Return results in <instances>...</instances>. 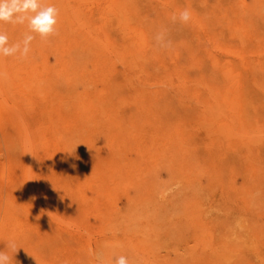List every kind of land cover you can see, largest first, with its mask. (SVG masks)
Here are the masks:
<instances>
[{
	"label": "rangeland",
	"instance_id": "rangeland-1",
	"mask_svg": "<svg viewBox=\"0 0 264 264\" xmlns=\"http://www.w3.org/2000/svg\"><path fill=\"white\" fill-rule=\"evenodd\" d=\"M43 3L47 40L0 22L10 45L34 36L0 57V250L264 264V0Z\"/></svg>",
	"mask_w": 264,
	"mask_h": 264
},
{
	"label": "clouds",
	"instance_id": "clouds-1",
	"mask_svg": "<svg viewBox=\"0 0 264 264\" xmlns=\"http://www.w3.org/2000/svg\"><path fill=\"white\" fill-rule=\"evenodd\" d=\"M58 9L51 5H45L43 0H0V22L23 24L27 21L30 33L39 35L42 40L57 34ZM192 18L189 9H184L178 14H174L171 19L173 22L182 24L190 23ZM34 36L25 35L22 45L9 44L8 36L0 32V57H11L19 54L20 59H26L30 52L31 41ZM156 40L161 46L164 44V34H157ZM77 146V145H76ZM13 255L7 251L0 250V264H13V257L16 253L17 245L14 241H9L6 246ZM98 259L102 258L98 257ZM114 264H129L126 256L120 255L115 258Z\"/></svg>",
	"mask_w": 264,
	"mask_h": 264
}]
</instances>
